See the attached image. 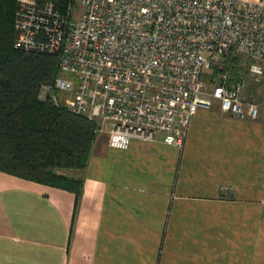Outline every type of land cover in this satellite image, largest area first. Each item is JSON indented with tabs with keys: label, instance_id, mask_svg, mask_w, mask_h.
Instances as JSON below:
<instances>
[{
	"label": "crops",
	"instance_id": "1",
	"mask_svg": "<svg viewBox=\"0 0 264 264\" xmlns=\"http://www.w3.org/2000/svg\"><path fill=\"white\" fill-rule=\"evenodd\" d=\"M80 175L76 199L0 171V264H264V108L200 107L181 147L100 134Z\"/></svg>",
	"mask_w": 264,
	"mask_h": 264
},
{
	"label": "built area",
	"instance_id": "2",
	"mask_svg": "<svg viewBox=\"0 0 264 264\" xmlns=\"http://www.w3.org/2000/svg\"><path fill=\"white\" fill-rule=\"evenodd\" d=\"M13 23L15 48L58 57L39 97L94 122L111 147H181L200 107L250 120L264 108L250 88L264 77V0H69L65 11L16 0Z\"/></svg>",
	"mask_w": 264,
	"mask_h": 264
},
{
	"label": "trees",
	"instance_id": "3",
	"mask_svg": "<svg viewBox=\"0 0 264 264\" xmlns=\"http://www.w3.org/2000/svg\"><path fill=\"white\" fill-rule=\"evenodd\" d=\"M35 1H51L62 11L69 2ZM15 8L16 0H0V171L71 191L77 199L82 176L68 171L86 167L96 125L39 97L42 85L59 73L58 57L14 47Z\"/></svg>",
	"mask_w": 264,
	"mask_h": 264
},
{
	"label": "rangeland",
	"instance_id": "4",
	"mask_svg": "<svg viewBox=\"0 0 264 264\" xmlns=\"http://www.w3.org/2000/svg\"><path fill=\"white\" fill-rule=\"evenodd\" d=\"M75 14L77 15V9H75ZM211 72V69L210 70H208L206 73H205V75H207L208 73H210ZM100 134H106L107 135V133H106V131L105 130H102V131H97L96 132V136H98V135H100ZM95 136V137H96ZM82 172V170H70V171H68V173H73V174H79L80 175V173ZM72 174V175H73Z\"/></svg>",
	"mask_w": 264,
	"mask_h": 264
}]
</instances>
